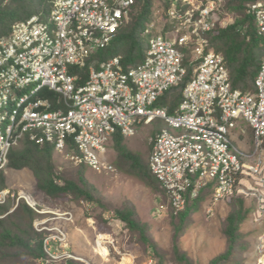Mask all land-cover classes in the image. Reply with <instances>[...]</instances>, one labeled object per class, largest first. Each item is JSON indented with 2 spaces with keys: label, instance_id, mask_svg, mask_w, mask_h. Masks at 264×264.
<instances>
[{
  "label": "built area",
  "instance_id": "obj_1",
  "mask_svg": "<svg viewBox=\"0 0 264 264\" xmlns=\"http://www.w3.org/2000/svg\"><path fill=\"white\" fill-rule=\"evenodd\" d=\"M226 1L157 2L142 32L144 57L128 67L121 55L103 60L99 52L138 12L136 0H53L47 15L16 22L8 35L0 36V174L7 172L11 150L24 138L53 147L56 156L74 167L116 173L109 160L115 134L130 138L142 126L164 120L167 127L155 138L149 164L175 213L209 185L210 202L217 204L246 193L240 186L246 172L263 182L264 57L256 90L233 88L225 57L209 38L239 17L223 15ZM247 14L264 37V0L249 4ZM189 66L193 76L175 112L156 106L183 81ZM242 123L252 130L255 154H262L253 164L234 144L246 133ZM180 128L186 132L173 133ZM22 202L36 212L34 228L44 236L47 256L37 264L85 261L71 245L68 225L75 224V206L50 207L24 187L0 186V219ZM105 217L110 230H129L116 212ZM87 220L97 230L94 219ZM109 234L112 240L97 231L94 248L114 244V233ZM263 247L257 246L261 252ZM148 264H156L155 259ZM256 264L264 259L257 258Z\"/></svg>",
  "mask_w": 264,
  "mask_h": 264
},
{
  "label": "trees",
  "instance_id": "obj_2",
  "mask_svg": "<svg viewBox=\"0 0 264 264\" xmlns=\"http://www.w3.org/2000/svg\"><path fill=\"white\" fill-rule=\"evenodd\" d=\"M136 2L137 6L141 5L138 12L132 15L131 21L119 31L114 42L99 52L103 60L121 55L124 65L128 67L143 59L147 40L142 36V32L146 22L150 19L154 0H136ZM253 2L255 0H229L227 6L240 13L241 16L234 24L219 28L209 35L211 44L225 57L233 88L247 93H253L256 90L254 82L264 57L262 36L257 33L254 16L251 14L242 15L246 7ZM52 3L53 0H0V36L8 35L13 25L18 21L28 19L36 14L47 15L51 10ZM243 29L246 30L244 35L242 34ZM185 64L188 65L187 60ZM188 69L183 81L167 91L156 103V106H168L170 114L175 112L182 100L184 88L193 76L192 68L189 66ZM159 132V129L154 132L152 149ZM113 146L117 154L116 163L121 170L137 177L147 186L163 193V196L167 198L160 182L152 173L149 161L141 153L132 151L120 132L115 134ZM53 153V147L40 146L26 138L23 140L22 146L12 149L8 166L15 170L30 169L37 180V188L43 192L45 202L48 204L49 201L57 203L63 200L78 201L81 199L94 203L103 201L99 189L86 179L83 170L75 178L60 175L56 170ZM0 186H6L4 174H0ZM210 189V185L202 189L195 199L187 202L183 211L175 213L172 210V251L182 264H194L192 258L182 251L180 239L188 227L190 217L198 211L200 202L205 198L206 193L210 192ZM235 197L229 200V203L235 208L227 218L225 229L228 248L224 253L214 257L210 264H230L236 255L235 251L239 240L237 231L240 224L246 219V214L242 210L244 201ZM234 199L235 201H233ZM115 212L122 221L129 225L131 237H135L141 244L150 248V251L153 250L154 255L157 256L158 245L152 239L150 225L139 218L135 206L126 204ZM35 216L33 209L23 203L19 205L15 214L0 219V263L21 260L23 264H36L38 259L47 256L43 247L44 236L37 232L33 225ZM155 256L153 257L158 264ZM69 264L85 263L70 261ZM159 264H163L162 260Z\"/></svg>",
  "mask_w": 264,
  "mask_h": 264
},
{
  "label": "rangeland",
  "instance_id": "obj_3",
  "mask_svg": "<svg viewBox=\"0 0 264 264\" xmlns=\"http://www.w3.org/2000/svg\"><path fill=\"white\" fill-rule=\"evenodd\" d=\"M159 1L162 0H154L153 6L157 5L156 3ZM227 2L224 5L223 15L238 14L240 17L241 14L233 11V9L231 10L227 6ZM140 7L138 6L139 9ZM261 41L264 45V37H262ZM241 125L246 129V133L236 139L234 144L248 156L245 160L246 163L253 164L262 157V154L260 152L255 154L250 127L245 123ZM166 127L167 124L164 120H156L151 125L139 128L134 136L125 138V142L132 151L141 153L149 161L152 153L151 144L154 132L158 129L161 131ZM172 131L176 134L186 132L183 128L173 129ZM17 146H22V142L18 143ZM116 157L117 154L113 143H111L109 146V160L116 166L117 172L106 174L96 172L86 166L74 167L69 162L63 161L60 156L53 155L56 170L60 175L75 178L80 174L81 170L84 171L86 179L100 191L103 201L99 203L81 199L78 201L61 200L63 203H50L49 201L48 204V202H45L43 192L37 188V180L33 172L28 168L15 170L9 167L5 173L6 186L14 188L24 187L50 207L67 209L72 205L75 206V224L68 225L71 245L72 249L85 259V264H119L124 257L131 259L129 264H148V260L154 258L153 250L150 251V248L141 244L135 237H131V230L128 224V231L109 229L105 214L115 212V210L123 208L126 204L134 205L139 218L150 225L152 239L158 245V253L155 256L158 264L161 260L163 264H182L172 251V209L168 199L163 196V193L157 192L137 177L121 170L116 163ZM260 181L253 173L246 172L242 175L240 186L246 193L239 192L235 198L238 197L244 201L242 210L245 211L246 219L240 224L237 231L239 240L235 251L236 255L230 264H256L257 258L262 257L264 259V249L261 252V249L257 248L259 244L261 246L264 244V181ZM250 189H255V191H250ZM211 193V189L209 193H206L205 198L199 204L198 211L190 217L188 227L180 239L182 251L192 258L194 264H210L214 257L224 253L228 248L225 229L227 218L235 207L229 203V200L217 204L210 202ZM82 200H84V203ZM88 203L91 204V209L86 207L85 204ZM238 206L240 207V204ZM160 208L164 211L162 215L157 216L156 212L160 211L158 210ZM16 212L17 209L8 216ZM91 217L95 221L97 230L87 220V218ZM97 231L107 232L108 238H111L110 240H112V236L109 233H114L116 241L108 247L109 258L104 255L101 256L94 248ZM0 264L23 263L18 260Z\"/></svg>",
  "mask_w": 264,
  "mask_h": 264
},
{
  "label": "bare ground",
  "instance_id": "obj_4",
  "mask_svg": "<svg viewBox=\"0 0 264 264\" xmlns=\"http://www.w3.org/2000/svg\"><path fill=\"white\" fill-rule=\"evenodd\" d=\"M101 238H105V236L102 235ZM98 248H99V249H98ZM96 249H97V251H98L100 254H102V255H104V256H108V254H109V250H108V248H107L105 245H103L102 243H100L99 246H98ZM125 256H126V255H125ZM129 262H131V259L128 258V257H124L122 261L120 260V263H119V264H129Z\"/></svg>",
  "mask_w": 264,
  "mask_h": 264
},
{
  "label": "clouds",
  "instance_id": "obj_5",
  "mask_svg": "<svg viewBox=\"0 0 264 264\" xmlns=\"http://www.w3.org/2000/svg\"><path fill=\"white\" fill-rule=\"evenodd\" d=\"M250 130H251V128H250ZM251 134H252V130H251ZM126 138V137H125ZM24 139H26V138H24ZM23 139V140H24ZM22 143H23V141H22ZM113 143V142H112ZM16 147H18V146H16ZM15 148V147H14ZM153 150V149H152ZM12 151V150H11ZM11 153V152H10ZM113 163V162H112ZM116 167V166H115ZM8 168H9V166H8ZM2 174H4V173H2ZM106 174H110V173H106ZM4 176H5V174H4ZM5 187V186H4ZM211 192H212V189H211ZM239 193V192H238ZM234 196H236V194L234 195ZM233 196V197H234ZM232 197V198H233ZM231 199V198H230ZM230 199H228V200H230ZM26 204V203H25ZM29 206V205H28ZM73 206V205H72ZM71 207V206H70ZM34 211V210H33ZM35 212V211H34ZM35 214H36V212H35ZM118 216V215H117ZM119 217V216H118ZM35 218H36V216H35ZM126 223V222H125ZM127 224V223H126ZM33 225H34V222H33ZM102 232H104V231H102Z\"/></svg>",
  "mask_w": 264,
  "mask_h": 264
}]
</instances>
